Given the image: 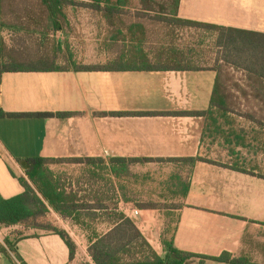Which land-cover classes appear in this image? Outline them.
I'll list each match as a JSON object with an SVG mask.
<instances>
[{"label": "crops", "instance_id": "1", "mask_svg": "<svg viewBox=\"0 0 264 264\" xmlns=\"http://www.w3.org/2000/svg\"><path fill=\"white\" fill-rule=\"evenodd\" d=\"M70 6L63 5L65 19L84 16L91 23L100 22L105 27V32L94 36H111L106 32L111 27L100 12L84 7L80 11H72L70 15L66 10ZM129 9L135 8L127 6L124 11ZM141 11L149 12L145 9ZM122 15L123 12L120 17ZM178 17L264 33V0H180ZM145 29L143 22L134 21L131 27L121 31L129 32L123 36H148ZM59 30L63 28L59 26ZM87 61L85 59L82 63L87 64ZM89 61L93 63L95 60ZM216 77L217 72L209 69L32 70L4 73L0 80V108L3 110L72 114L66 117H0L1 195L11 198L25 192L19 179L29 181L22 162L30 158L61 159L49 164L61 182L64 179L56 174L58 170L79 166L80 170L89 167V172H94L97 170L96 163L100 162L107 173L108 190L112 192L113 200L124 207L127 205L110 169L109 160L112 157H202L212 149L214 152L219 146L212 143L219 144L220 141L224 148L230 150L227 149L228 157H233L230 153L247 144H237L238 140L233 136L227 140L223 135L214 134L216 126L210 124L206 116L109 114L205 111L210 107ZM228 116L233 120L235 114ZM223 121L217 124L221 130L236 129L233 123ZM75 158L86 159L88 166L85 162L70 163ZM222 164L227 166L202 161L195 163L189 175L188 194L180 197V207L170 209L176 213L171 234L163 233L161 239L172 240L174 246L184 252L208 257L228 252L232 257H245L264 264V177L255 175L258 171L249 173L250 169L239 163ZM234 164L246 172L233 169ZM68 181L70 188L67 185L63 188L67 193L76 195L77 202L86 200L92 205L89 210L94 215L101 210L102 207L96 206L99 199L96 193L86 199L83 196L82 189L88 185L86 182ZM119 181L121 183V179ZM93 190L91 186L88 188V191ZM75 215L76 212L73 213ZM60 217L63 216L59 214ZM65 220L74 225L70 219ZM18 226L0 229V264H20L5 243L7 237H12V229ZM104 227L103 235L109 233L114 225L105 221ZM167 227L169 232L170 227ZM95 241V237L91 238L87 246ZM161 245L163 249L164 245ZM16 248L26 264H80L76 257L71 259L69 247L54 232L21 237ZM88 263L91 264L90 261ZM183 264L229 263L191 257Z\"/></svg>", "mask_w": 264, "mask_h": 264}, {"label": "rangeland", "instance_id": "2", "mask_svg": "<svg viewBox=\"0 0 264 264\" xmlns=\"http://www.w3.org/2000/svg\"><path fill=\"white\" fill-rule=\"evenodd\" d=\"M88 1L90 0H69L66 5L72 6L66 10L71 15L72 11H80L84 8L83 3ZM132 1L135 9L124 11L119 17L120 21L106 30L111 36H94L105 32V27L103 28L100 22L91 23L84 16H79V19L76 16L73 19L71 16L70 20L60 18L59 25L63 30H59L51 21L41 0H1L0 63L48 68L69 67L73 62L82 63L87 59V64H83L120 66L123 63H137L140 65L142 62L140 59L136 62L131 60L135 58V54H147L150 63L157 67L175 66L179 60H175L174 57L181 55L188 56L201 68L215 66L216 59L222 55L221 48L216 45L217 33L215 31H208L200 26L175 23L173 15L169 13L170 10H166L168 13H162L158 6L152 11L143 12L139 0ZM146 2L161 6L160 3L168 1L148 0ZM134 21L144 23L148 36H123L129 33L124 31V33L121 31L122 34L118 33L119 28L127 30V27H131ZM126 52L128 54L125 56ZM122 55L125 56L122 58L123 61L120 57ZM80 57L82 59L79 61ZM92 59L95 61L89 63ZM181 64L187 65L188 63ZM221 82L229 95L228 100L232 113L235 114L233 124L237 132L247 138L248 143L244 147L238 146L236 151L230 153L233 157H228V148H224L225 145L221 141L219 144L212 143L213 146L218 145L219 147H215L214 152L212 149L209 153H204L202 157L197 156L201 158L197 162L218 163L221 166H227L222 162L239 163L249 168V173L255 174V171H258L255 175H264V115L257 116L263 120L262 124L256 122L251 115H255L254 112L258 110L257 102L251 96L243 95L239 91L242 87L246 90L245 93H248L249 80L241 70L224 65L221 70ZM171 112L175 114V112L183 111ZM184 112H188L187 115H193L200 111ZM255 135H259L258 140ZM75 159L70 160V163ZM74 162H85L86 164V159ZM194 165L190 161H168L166 158L165 161L131 164L129 177L116 178L113 175L117 185L124 187V191L120 189L122 195L125 192L131 199L129 203L124 201L128 207H122L119 201L113 200L112 192L108 190L110 183L106 180L105 174L107 173L104 172L100 162L96 163L97 170L94 172H89V167L80 170L79 166L69 170H58L56 174L64 179L61 182L63 186L67 185L66 187L70 188L68 180L86 182L88 185L82 189L83 196L86 199L96 193L99 197L96 206L97 208L102 207L101 210L94 215V212L89 210L92 205L86 200L80 203L85 206L80 209L82 214L79 219L59 218V214L51 210L46 217L39 219L40 225L38 226L28 223L12 229V239L52 232L53 228L65 230L77 246L76 261L80 264H88L89 261L95 264L91 255V246L88 247L87 244L96 235H103L104 222H111L109 215L117 211L114 209V203H118V211L125 213L135 222L141 236L149 245H142L143 240H139L138 246L133 249V252L137 253L135 258L144 259L152 252L165 256L166 252L161 245L163 244L161 234L162 236L163 233L171 234L172 223L176 222V213L170 209L181 206L182 194L176 190H182L183 184L188 182ZM90 186L95 190L94 192L88 191ZM103 201H105L104 204ZM133 209L139 210L138 218L131 216L130 211ZM65 219H70L74 225L68 224ZM167 225L170 227L169 232ZM123 256L127 260L131 258L126 254Z\"/></svg>", "mask_w": 264, "mask_h": 264}, {"label": "trees", "instance_id": "3", "mask_svg": "<svg viewBox=\"0 0 264 264\" xmlns=\"http://www.w3.org/2000/svg\"><path fill=\"white\" fill-rule=\"evenodd\" d=\"M1 1V0H0ZM69 0H41L46 7L51 21H53L59 28L60 18H65L63 13V5ZM148 0H139L140 5L145 10L152 11L158 6L162 13H168L170 10L174 17L173 22L186 24L191 26H200L208 31H215L216 45L221 49L222 55L216 59L215 66L210 68H201L199 65L188 58V56H175V60H179L175 66L157 67L150 63L147 54H135V58L131 61L136 62L140 59L141 64L123 63L120 66L115 64L107 65H85L83 63L73 62L69 67H48V68H34L25 67L17 64L7 62L0 63V80L4 73L19 72V71H32V70H59V71H113V70H214L217 72L215 86L211 96L210 107L205 111L195 112L193 115L206 116L208 122L216 126L213 133L223 135L229 140L230 137H235L238 141L237 144L246 145L247 138L239 134L236 129L230 128L229 131L221 130L217 124L224 120L226 124H232L234 121L228 115L233 114L228 100L227 94L223 83L221 82V70L224 65L241 70L249 80L248 93L246 94L244 88L240 87V92L243 95L251 96L256 102L258 109L252 118L259 124L263 123L260 117L264 115V33L249 31L244 29L225 27L215 24L202 23L194 20H184L178 17V7L180 0H167L168 2L157 4H148ZM132 0H90L89 3H83L85 7H89L94 11L100 12L106 19L109 26L116 25L120 20V14L124 12L125 7L132 6ZM62 27V26H61ZM143 28V27H142ZM133 26H132V28ZM118 33H121L119 28ZM125 58L124 55L120 56ZM123 61V60H122ZM187 62V65L181 63ZM174 114L173 112H158V111H145V112H110V115H161V114ZM70 112H8L0 108V117L4 118H18V117H66L71 115ZM188 112H175L174 115H187ZM212 135V133H211ZM258 140L259 135H255ZM80 159V158H79ZM75 159L74 161H78ZM200 157L189 158H167L168 161H190L194 165ZM164 158L143 157V158H126V157H112L110 158V169L116 178L129 177L130 165L139 162H153L165 161ZM62 161L61 159L49 158H30L27 162L30 168L26 170L29 181L25 178L19 180L25 187V192L11 198H5L0 193V229L3 227L26 225L28 223L33 226H38L39 219L46 217L51 209L60 214L64 218L71 217L79 219L81 214L80 210L84 208L85 204H80L77 196L73 193H67L63 188L60 180H57L54 173L49 168L52 162ZM101 161V160H100ZM233 169L246 172L245 169L233 165ZM264 177V175H260ZM124 191V187L120 186ZM190 184L185 182L182 190L177 191L183 196L189 192ZM123 200L128 202L131 199L123 192ZM118 203H114V211L109 215L111 223L114 225L113 229L104 236L96 235V241L91 245V255L95 264H183L191 257H200L201 259H212L229 264H259L252 262L249 258L245 257H232L228 252L223 253L218 257H208L190 252H184L176 248L172 240L163 238L165 256L158 255L152 252L144 259H136L137 253L133 252L142 241V245H148L143 239L141 233L136 226L135 222L128 217L125 213L118 211ZM180 207V206H179ZM76 215L73 216V213ZM55 234H58L67 244L70 249L71 259H74L77 246L74 240L68 235L65 230L58 228L52 229ZM21 238V237H20ZM18 239L7 237L5 243L9 250L15 255V258L20 264H26L17 252ZM123 254L129 255L131 258L127 260ZM89 264V263H88Z\"/></svg>", "mask_w": 264, "mask_h": 264}, {"label": "built area", "instance_id": "4", "mask_svg": "<svg viewBox=\"0 0 264 264\" xmlns=\"http://www.w3.org/2000/svg\"><path fill=\"white\" fill-rule=\"evenodd\" d=\"M130 213H131L132 217H137L138 218V216L140 215V212H139L138 209H133L132 211H130Z\"/></svg>", "mask_w": 264, "mask_h": 264}, {"label": "water", "instance_id": "5", "mask_svg": "<svg viewBox=\"0 0 264 264\" xmlns=\"http://www.w3.org/2000/svg\"><path fill=\"white\" fill-rule=\"evenodd\" d=\"M22 163L26 170L30 168V164L27 161H24Z\"/></svg>", "mask_w": 264, "mask_h": 264}]
</instances>
